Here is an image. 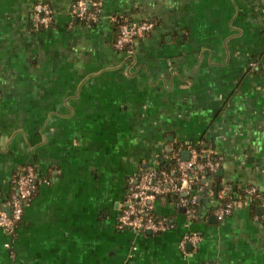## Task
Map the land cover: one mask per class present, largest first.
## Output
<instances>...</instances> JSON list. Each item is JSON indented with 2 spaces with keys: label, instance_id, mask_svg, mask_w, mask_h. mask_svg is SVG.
I'll return each mask as SVG.
<instances>
[{
  "label": "crops",
  "instance_id": "1",
  "mask_svg": "<svg viewBox=\"0 0 264 264\" xmlns=\"http://www.w3.org/2000/svg\"><path fill=\"white\" fill-rule=\"evenodd\" d=\"M73 1L0 0V210L19 171L37 177L14 234L0 228V264H264L244 196L264 192V0H96L86 21ZM36 2L53 11L40 30ZM112 17L155 25L126 55ZM183 144L216 155L219 180L201 178L192 214L155 200L171 229L120 228L126 178ZM225 199L238 205L217 220Z\"/></svg>",
  "mask_w": 264,
  "mask_h": 264
},
{
  "label": "built area",
  "instance_id": "2",
  "mask_svg": "<svg viewBox=\"0 0 264 264\" xmlns=\"http://www.w3.org/2000/svg\"><path fill=\"white\" fill-rule=\"evenodd\" d=\"M71 15L81 21L95 20L100 11L99 2L96 0H75L71 3ZM53 11L44 2H36L32 6L31 29L40 30L47 27L52 20ZM116 21L117 33L113 46L123 51L126 55L134 52V43L143 38L154 27L155 20L147 19L134 21L122 18H111ZM187 158H183L177 151L169 156L173 164L168 171L159 167L146 168L139 173L129 175L125 181L123 207L117 216V224L120 228L134 231L157 233L173 227V222L154 213V202L157 198H163L167 194L177 195L175 204L186 209L192 214L198 205L197 188L199 178L206 175L199 174L203 171L213 172L218 167V161L212 159L211 153L206 152L202 160L194 147L186 151ZM169 160V161H170ZM36 173L32 166L27 165L12 179L13 191L6 201V210H0V228L8 235L14 234L17 224L20 222L23 210L28 205L34 194ZM187 193L186 196H183ZM259 194L260 217L264 221V192L249 186L244 191V196L249 200L252 194ZM238 205L236 200H226L218 204L213 215L217 220L229 215ZM185 241L197 247L198 236L195 233H185L182 236L181 246ZM8 247L9 243L5 242Z\"/></svg>",
  "mask_w": 264,
  "mask_h": 264
},
{
  "label": "trees",
  "instance_id": "3",
  "mask_svg": "<svg viewBox=\"0 0 264 264\" xmlns=\"http://www.w3.org/2000/svg\"><path fill=\"white\" fill-rule=\"evenodd\" d=\"M178 147V148H177ZM189 147H194L197 151H198V153H199V160H202L203 159V157H204V154L207 152L206 151V147H204V146H202L201 144H183V145H180V146H175L174 147V149H172V152H174V151H177L180 155H182V153L183 152H185V150H187ZM171 153V152H170ZM169 153V154H170ZM212 159H214V160H217V161H219L218 160V157L216 156V155H212ZM170 163L171 164H173V161L172 160H170ZM170 164V165H171ZM169 164L168 163H166V162H164V161H162L161 162V165H160V169H162V170H165V171H168V169H169ZM212 175V178H213V182H217L218 180H219V178H218V176L216 175V173H215V170L213 171V172H209V171H203V172H201L200 174H199V176L200 175ZM199 183L201 182V177L199 178ZM258 192H261V191H258ZM258 195L259 194H252L251 196H250V200H251V206H252V208L255 210V208L257 207V205H259V197H258ZM165 196H168L169 198H177V195H175V194H167V195H165ZM224 201H226V199L224 200Z\"/></svg>",
  "mask_w": 264,
  "mask_h": 264
},
{
  "label": "water",
  "instance_id": "4",
  "mask_svg": "<svg viewBox=\"0 0 264 264\" xmlns=\"http://www.w3.org/2000/svg\"><path fill=\"white\" fill-rule=\"evenodd\" d=\"M183 158H187V154L186 153H182L181 155ZM216 173H219V170H215ZM181 209H184V207H181ZM145 232H150L149 230H145Z\"/></svg>",
  "mask_w": 264,
  "mask_h": 264
}]
</instances>
